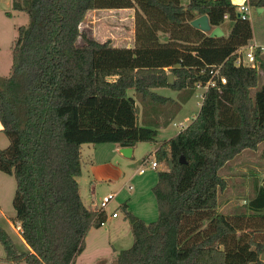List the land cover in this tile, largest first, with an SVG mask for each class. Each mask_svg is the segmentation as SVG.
<instances>
[{"label":"trees","instance_id":"16d2710c","mask_svg":"<svg viewBox=\"0 0 264 264\" xmlns=\"http://www.w3.org/2000/svg\"><path fill=\"white\" fill-rule=\"evenodd\" d=\"M246 3L264 8V0ZM125 8L134 10L132 47L99 42L80 29L88 11ZM12 10L28 21L17 27L9 72L0 75V132L8 139L0 171L15 180L9 220L25 247L0 227L4 260L74 264L90 230L106 222L105 211L80 196L82 146L155 141L158 124L139 125L136 100L173 103L171 116L180 103L154 89L187 90V98L210 79L201 70L217 66L226 83L209 87L194 119L154 151L166 166L151 187L157 219L146 222L120 205L132 244L114 264H264V215L218 211L226 187L220 168L264 142V84L252 91L264 56L256 48L254 66L235 64V52L252 38L249 18L231 0H13ZM203 14L212 28L231 21L228 34L211 37L192 27ZM246 205L264 208L262 186Z\"/></svg>","mask_w":264,"mask_h":264},{"label":"rangeland","instance_id":"374dc122","mask_svg":"<svg viewBox=\"0 0 264 264\" xmlns=\"http://www.w3.org/2000/svg\"><path fill=\"white\" fill-rule=\"evenodd\" d=\"M8 0H0V75L6 76L11 65V47L13 41L17 36V27L25 25L28 21L27 14L24 12H16L8 6ZM6 12H11L12 16H7ZM255 12L251 13V22L257 26V19H254ZM134 28V10L133 9H97L88 11L84 16L80 29L84 30L87 35L91 36L99 42L109 40L111 45L125 46L128 41H133ZM224 31H229V27L223 26ZM81 41L78 42L80 44ZM132 46V45H131ZM254 52V51H253ZM255 61V57H254ZM249 66V65H248ZM254 66V63L251 65ZM264 84V74L258 72L257 86L259 88ZM203 89L195 88L188 97L186 92H181L178 96L177 91L170 88L159 89V94L165 97L171 96L175 101L178 97L185 98V100L177 101L180 107L170 116V109L175 104L167 102L166 104L145 102L144 105H139V125H143L140 119L149 122L155 119L158 112H162L166 117L168 116L171 122L164 129L160 128L156 133V141L139 142L135 149V159H126L119 154L115 155V150H110L112 157H109V162L118 166L124 171V176H119L114 183H109L104 180H96L92 178L87 172H84L79 178V186L85 194V203L88 205L90 201V189H95V199L99 201L103 195L109 192H115L116 196L107 204L105 211L107 213L106 222L99 228H92L85 239L84 249L76 257L75 264H114L117 253L120 250L127 249L132 244V234L130 231V224L125 218V211L120 207V204L125 201L127 204V211H130L135 216L143 219L146 222L157 219L158 211L156 207L155 197L151 191V187L157 180V172L164 166V162H158L155 169L150 168V162L155 160L154 150L166 139L175 135L181 128L187 126L196 116L201 106L202 98L198 94L202 93ZM155 129L157 126L152 125ZM151 127V126H150ZM152 127V128H153ZM98 143L97 146H102ZM108 148L115 147L113 143H107ZM8 145L7 137L0 133V148H5ZM106 147V148H107ZM87 147H84L81 155L84 158L87 153ZM256 151L245 149L233 159L228 161L227 165L220 170V175L229 171L230 166H241L240 170L233 169L228 176L229 188L224 196L231 194V203L226 204L225 208L233 214H241L246 212L247 198L252 197L254 190L261 187V181L264 180V142L259 144ZM103 147H97L95 157L100 161H104L105 152L101 151ZM147 159L144 165L145 174L138 175L137 170L140 167L142 158ZM121 158V159H119ZM123 158V159H122ZM225 163V164H226ZM262 171H257L256 167ZM112 168V167H111ZM227 168V169H226ZM244 168V169H242ZM258 168V169H259ZM114 169L112 168V171ZM129 185L133 188L129 189ZM264 186V182L262 183ZM15 190V180L12 176L0 171V198L3 202V212L0 213V227H2L14 241L23 248L15 231L11 229L8 218L14 215V209L11 204V197H13ZM221 198V195H220ZM229 205V207H228ZM117 213L116 218L112 217V212ZM223 211V210H222ZM249 214L252 212H248ZM247 214V213H246ZM256 214V212L254 213ZM5 252L0 243V264H14L4 260ZM18 264H26L20 262Z\"/></svg>","mask_w":264,"mask_h":264},{"label":"crops","instance_id":"0c3cea01","mask_svg":"<svg viewBox=\"0 0 264 264\" xmlns=\"http://www.w3.org/2000/svg\"><path fill=\"white\" fill-rule=\"evenodd\" d=\"M12 1L13 0H8V6L9 7H11L12 8ZM246 0H231V2L234 4V5H236L237 7L240 5V4H242L243 2H245ZM125 9H127V8H125ZM129 9H131V8H129ZM15 11V10H14ZM16 12H19V11H16ZM252 12H255V16L254 17H256V18H254V19H257L258 20V22H257V26L256 25H254V24H252V22H251V18H250V16H251V13ZM10 13V16H12L13 14L11 13V12H9ZM249 21H250V24H251V28H252V38L250 39V41L248 42V44L247 45H244V46H242L243 47V51L244 52H247V51H250V50H252L253 48V50H254V53H255V49L257 48V47H255L256 45H261V44H264V8L262 9V12H257V10L256 9H254V8H249ZM231 24H232V22L231 21H229L228 19H225V21H224V26H228L229 27V29H230V26H231ZM222 29V31L224 32V35H226V34H228V32L229 31H224L223 30V28H221ZM133 41H134V28H133ZM160 39L163 41V40H166V35L165 34H161V36H160ZM133 41L131 42V41H128V43L125 45V46H116V47H132L133 46ZM132 45V46H131ZM114 46V45H113ZM262 54H263V56H264V50L262 51ZM254 57H255V55H254ZM255 62V61H254ZM254 65H255V63H254ZM260 72H262V71H260ZM263 73V72H262ZM264 74V73H263ZM161 88H167V87H161ZM161 88H156V89H154V91L156 92V93H158L159 94V89H161ZM254 89H252V91H253ZM128 94L129 95H133V90H128ZM177 94H178V96L181 94L180 92H178L177 91ZM159 95H161V94H159ZM182 95V94H181ZM169 98H172L171 96H169ZM182 98V97H181ZM200 98V97H199ZM174 100V99H173ZM180 100V97H178V100L177 101H179ZM180 102V101H179ZM202 102V101H201ZM136 103H137V101H136ZM172 120V119H171ZM171 120H170V118L167 116L166 117V115H164L162 112H158L157 113V115L155 116V119H151L149 122H152V123H157L158 125H157V129H156V132H157V130L158 129H160V128H162V129H164L165 127H166V125L168 124V122L170 121L171 122ZM0 128H1V124H0ZM182 128H184V127H181L176 133H178ZM1 133V132H0ZM156 138V137H155ZM155 141H156V139H155ZM114 144V143H113ZM99 145H102V146H97L96 144H84L83 146H82V149H81V152H82V150H83V148L84 147H87L86 148V150H87V153L85 154V157L83 158L82 157V155H81V174H80V176H78L77 177V179H78V181H79V178L82 176V174L84 173V172H87L92 178H95L96 180H104V181H108L109 183H114V181L115 180H117L118 178H119V176H124V171H123V169H121L120 167L118 168V166H114V164H111L110 162H109V157H112V154L109 152L110 150H115V155H117V154H119L121 157H124V158H126V159H129V158H134L133 160L134 161H136V159H135V157H134V155H135V149H136V145H134L133 147H131L130 149H131V151H130V155L129 156H125L122 152H121V148H123V147H120L118 144H115L116 146L114 147H110V148H108L107 146H108V144L107 143H104V144H99ZM97 147H103V149L101 150V151H104L105 152V159H104V161H100L99 159H97V157H95L94 155H95V153H93V152H96V153H98L97 152ZM107 147V148H106ZM258 147H259V145H258ZM157 149V148H156ZM155 149V150H156ZM258 149V148H257ZM257 149H255L254 151H256ZM154 150V151H155ZM240 154V153H239ZM237 156V155H236ZM119 159H121V158H119ZM123 159V158H122ZM144 159H146L145 157H143L142 158V161L144 160ZM227 163H229V162H227ZM227 163L226 164H224L225 166L227 165ZM158 166V165H157ZM114 169L113 171H112V168ZM223 167V166H222ZM222 167L220 168V170L222 169ZM157 168V167H156ZM166 168V166L164 165L163 166V168H161L160 170H164ZM259 167L257 166L256 167V169H257V171H259L260 172V175H261V173H262V171L260 170V168L258 169ZM152 169V168H151ZM155 169V168H154ZM227 169V168H226ZM229 171H231V170H233V169H236L237 171L238 170H240L241 169V166H240V168H239V166H230L229 168ZM242 169H244V168H242ZM220 170H219V173H220ZM229 171H227V172H224V174L223 175H221V177L225 180V182H226V187L222 190V191H220L219 193H218V211L220 212V213H222V214H224V215H232V213H230L229 212V209H226L225 208V206H226V204H229L230 205V203H231V201H232V197H231V194L232 193H230L227 197L226 196H224V193H226V192H228V188H229V179H228V176L229 175H231V174H233V173H229ZM137 172H138V170H137ZM145 172H146V170L144 171V173L143 174H145ZM138 175H143V174H139V173H137ZM262 175H264V174H262ZM157 181V180H156ZM264 182V180L263 181H261V186H262V183ZM129 186H131V185H129ZM132 187V186H131ZM263 188H264V186H262ZM79 188H80V196H81V199H82V201H83V203H84V205L85 206H87V207H90L91 208V205H92V202H97V200L95 199V189H94V187H91V189H90V191H89V195H90V201H89V204L87 205L86 203H85V194H83V192H82V188L79 186ZM133 188V187H132ZM131 188V189H132ZM258 189H259V187L258 188H256L255 190H254V193H253V196L252 197H249L248 196V198H247V202L250 200V199H252L255 195H256V193H257V191H258ZM109 193H114L115 194V196H116V193L115 192H109ZM108 194V193H107ZM106 195V194H105ZM220 195H221V198H220ZM104 196V195H103ZM125 202V201H124ZM123 202V203H124ZM247 202H246V204H247ZM11 204H12V197H11ZM122 204V203H121ZM120 204V205H121ZM229 205H228V207H229ZM3 202H2V200H1V198H0V213H2L3 212ZM246 212H244L245 214L247 213L248 215H250V214H254L255 212H256V214H259V215H264V208H262V209H252V208H250V207H248L247 205H246ZM223 210V211H222ZM115 211V210H114ZM248 212H252V213H248ZM105 214H106V219H107V213H106V211H105ZM112 214V213H111ZM11 217V216H10ZM9 217V218H10ZM116 217H118V216H116ZM116 217H114V218H116ZM9 218H8V222H9V225H10V227H11V229L12 230H14L15 231V233H16V235L18 236V239H19V241L21 242V244H22V246H23V248L25 247V244H24V242H23V240H22V238H21V236H20V234H19V232H18V228L17 227H15L13 224H12V222L9 220ZM9 234V233H8ZM11 236V235H10ZM11 238L13 239V237L11 236ZM14 240V239H13ZM15 242V241H14ZM16 243V242H15ZM17 244V243H16ZM75 264V263H74Z\"/></svg>","mask_w":264,"mask_h":264},{"label":"built area","instance_id":"2783aa9c","mask_svg":"<svg viewBox=\"0 0 264 264\" xmlns=\"http://www.w3.org/2000/svg\"><path fill=\"white\" fill-rule=\"evenodd\" d=\"M249 6L248 4L245 2H243L242 4H240L237 7V11L239 12V15L241 17H249ZM226 17V15H225ZM255 47L259 48L261 51L264 50V44L261 45H256ZM243 47L241 46L240 48L237 49V51L235 52L237 54L236 60H235V64L239 65H252L254 63V48L250 51L244 52ZM208 69V72L210 74V79H208L204 84H202L201 82L196 83V88H200L203 89V92L200 94H198V97L203 99V94L204 92L209 88V87H213L215 86L218 82H220L221 84L226 83V79L224 76H220L218 73L219 67L214 66V67H206L203 68L201 70V73L205 72ZM147 163V159H144L141 164L140 167L138 169V173L139 174H143L145 171V167L144 165ZM157 163L155 160L150 162V168L154 169L157 167ZM132 187L129 186V189H131ZM115 197L114 193H108L106 195H104L99 201L97 202H92L91 208L92 209H99V210H103L105 211V207L107 206V204ZM112 217H116L117 213L114 211L112 212Z\"/></svg>","mask_w":264,"mask_h":264},{"label":"water","instance_id":"95a60500","mask_svg":"<svg viewBox=\"0 0 264 264\" xmlns=\"http://www.w3.org/2000/svg\"><path fill=\"white\" fill-rule=\"evenodd\" d=\"M262 9L263 8H258L257 9V12H262ZM190 25L196 29H199L200 31L204 32V33H209V35L211 37H219V36H222L224 34V32L222 31V29L220 27H215V28H212L210 23H209V20H208V17L206 14H203V15H200V16H197L195 17L194 19H192L190 21ZM167 82L169 84H173L174 83V76L173 74H168V80ZM130 147H123L121 148V152L125 155V156H129L130 155ZM180 163H185V160L183 158V156H181L180 158ZM172 161L169 160L168 161V169L169 170H172ZM259 259L261 261H264V249L262 250L260 256H259Z\"/></svg>","mask_w":264,"mask_h":264}]
</instances>
